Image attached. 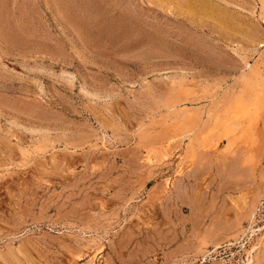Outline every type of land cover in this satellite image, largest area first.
<instances>
[{
  "label": "rangeland",
  "instance_id": "rangeland-1",
  "mask_svg": "<svg viewBox=\"0 0 264 264\" xmlns=\"http://www.w3.org/2000/svg\"><path fill=\"white\" fill-rule=\"evenodd\" d=\"M263 12L0 0V264H264Z\"/></svg>",
  "mask_w": 264,
  "mask_h": 264
},
{
  "label": "bare ground",
  "instance_id": "bare-ground-1",
  "mask_svg": "<svg viewBox=\"0 0 264 264\" xmlns=\"http://www.w3.org/2000/svg\"><path fill=\"white\" fill-rule=\"evenodd\" d=\"M263 1V4H264V0H262ZM262 7V6H261ZM264 13V12H263ZM264 16V15H263ZM262 16V17H263ZM264 18V17H263ZM252 72V71H251ZM247 77V76H246ZM247 82L248 83H250L249 84V86H251V89H254V84L252 83L253 82V79L252 78H248L247 79ZM257 91V90H256ZM257 94H258V92H257ZM253 97H250V101H252V103L254 102V101H256V102H264V95H256V93H254V90H253ZM251 95V96H252ZM243 99L244 98H242V97H239V96H236L235 98H234V101H233V105L231 106V108L233 109V110H235V112H236V110L238 111L241 107H242V102H243ZM247 100V99H246ZM235 115H236V113H235ZM212 116V115H211ZM240 116V115H239ZM210 119V118H209ZM215 120H220V117H215L214 118ZM214 119H213V122H214ZM224 119V118H223ZM226 119H224V121H225ZM211 123H212V121H210ZM216 122V121H215ZM218 123V122H217ZM194 124V123H193ZM214 124V123H213ZM216 125V124H215ZM197 126V125H196ZM230 127V126H229ZM223 131V130H222ZM190 133V132H189ZM188 133V134H189ZM191 134V133H190ZM194 134V133H193ZM188 136V135H187ZM233 138V137H232ZM192 141V140H191ZM193 143V142H192ZM196 143V142H195ZM233 146V142H232V140H229L228 141V144H227V146L226 147H229V148H231ZM151 152V151H150ZM163 156V155H162ZM167 156V155H166ZM148 158V157H147ZM149 160L151 161L152 159L151 158H149ZM182 162V161H181ZM179 169V168H178ZM182 171L183 170H177V172H178V174H181L182 173Z\"/></svg>",
  "mask_w": 264,
  "mask_h": 264
}]
</instances>
